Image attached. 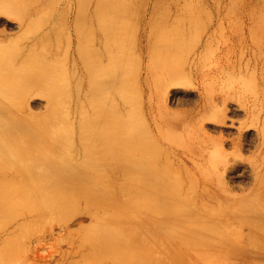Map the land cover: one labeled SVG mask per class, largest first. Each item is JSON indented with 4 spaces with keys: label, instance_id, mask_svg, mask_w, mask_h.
<instances>
[{
    "label": "rangeland",
    "instance_id": "obj_1",
    "mask_svg": "<svg viewBox=\"0 0 264 264\" xmlns=\"http://www.w3.org/2000/svg\"><path fill=\"white\" fill-rule=\"evenodd\" d=\"M0 89L15 103L0 105V228L32 216L0 264H101L103 243L158 258L179 209L210 216L259 197L264 0H0ZM94 144L117 156L119 179L19 176L81 163Z\"/></svg>",
    "mask_w": 264,
    "mask_h": 264
},
{
    "label": "bare ground",
    "instance_id": "obj_2",
    "mask_svg": "<svg viewBox=\"0 0 264 264\" xmlns=\"http://www.w3.org/2000/svg\"><path fill=\"white\" fill-rule=\"evenodd\" d=\"M74 63L75 67L81 63L83 71L89 72L88 55L81 51L80 46L75 51ZM90 76L92 77V74ZM34 87V84H30L26 88L31 92ZM11 100L10 95L6 94L4 89H0V105L9 113L15 105ZM1 142L3 141L0 134V144ZM98 142L104 145L102 139ZM95 145L94 148L86 151L87 156L81 163L71 162L59 168H54L50 164L40 168L28 167L31 172H22L19 176L21 179L40 178L44 182L52 181L57 175V178L76 179L75 181L103 179L102 182L105 183L119 179L118 171H125L121 166L122 163L118 162L116 155L109 156L103 148L95 149ZM134 165L137 168L136 174L142 179L150 174L145 165L139 162ZM7 171L4 168L0 169V178H7L9 173ZM132 177L133 175L125 173L123 178L126 180ZM259 189L258 199L244 207L226 209L210 216L202 215V210L198 209L192 211L179 209L173 216L171 214L168 226L176 233L172 236L174 244H170L165 251L155 250L153 254L158 255L159 259L153 256L141 257L135 247L103 243L100 244L99 249L103 252L101 264H148L149 262L150 264H202L204 260L207 263L208 258L214 256L213 252H215V264H226L230 257L238 258L244 264H264V182L259 184ZM48 191L47 188L46 193ZM93 191L100 193L97 188ZM31 217L24 213L8 216L0 228V245L2 243L6 245L8 236L14 232L13 229L22 226ZM147 259L149 260L145 262Z\"/></svg>",
    "mask_w": 264,
    "mask_h": 264
}]
</instances>
